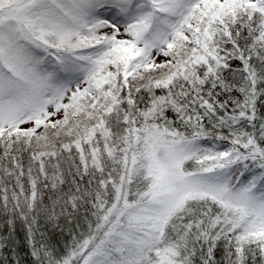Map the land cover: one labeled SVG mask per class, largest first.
Returning <instances> with one entry per match:
<instances>
[{
    "label": "snow or ice",
    "instance_id": "obj_1",
    "mask_svg": "<svg viewBox=\"0 0 264 264\" xmlns=\"http://www.w3.org/2000/svg\"><path fill=\"white\" fill-rule=\"evenodd\" d=\"M0 216V264H264V0H0Z\"/></svg>",
    "mask_w": 264,
    "mask_h": 264
},
{
    "label": "trees",
    "instance_id": "obj_2",
    "mask_svg": "<svg viewBox=\"0 0 264 264\" xmlns=\"http://www.w3.org/2000/svg\"><path fill=\"white\" fill-rule=\"evenodd\" d=\"M23 162L25 165L27 164V154L23 157ZM78 163V160L76 161ZM63 171L65 173L66 183L64 185H60V188L63 189L64 192L68 191V187L71 184L72 176L69 175V165L68 163L62 162ZM72 172H75V167L73 166L71 169ZM79 177H76V180L79 181ZM45 193H50L51 189H42ZM74 190V186H73ZM47 200V197H45ZM56 211L59 213L60 209L57 208ZM71 214V215H69ZM94 219L91 216V203H82L81 206L77 210H73L71 205H68L66 208V213L64 216H60L59 219L55 222L59 224V227H48L46 232V237L57 247L63 249L64 245L70 243L72 240V236H79L81 232L87 231V221ZM5 227L3 226V217L0 216V235H7L5 231ZM63 229V231H61ZM16 239L18 241H23L24 233L20 231L19 222H17V236ZM10 255L7 251L0 252V256ZM22 259H27L24 251H21Z\"/></svg>",
    "mask_w": 264,
    "mask_h": 264
},
{
    "label": "rangeland",
    "instance_id": "obj_3",
    "mask_svg": "<svg viewBox=\"0 0 264 264\" xmlns=\"http://www.w3.org/2000/svg\"><path fill=\"white\" fill-rule=\"evenodd\" d=\"M105 31H110L109 29H105Z\"/></svg>",
    "mask_w": 264,
    "mask_h": 264
}]
</instances>
